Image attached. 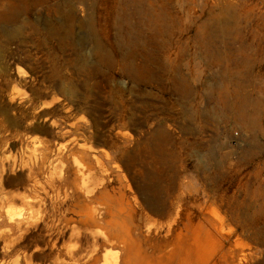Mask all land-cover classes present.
<instances>
[{
  "label": "rangeland",
  "instance_id": "rangeland-1",
  "mask_svg": "<svg viewBox=\"0 0 264 264\" xmlns=\"http://www.w3.org/2000/svg\"><path fill=\"white\" fill-rule=\"evenodd\" d=\"M214 3L0 0V264H264V0Z\"/></svg>",
  "mask_w": 264,
  "mask_h": 264
},
{
  "label": "bare ground",
  "instance_id": "bare-ground-1",
  "mask_svg": "<svg viewBox=\"0 0 264 264\" xmlns=\"http://www.w3.org/2000/svg\"><path fill=\"white\" fill-rule=\"evenodd\" d=\"M228 1L229 0H215L214 5L209 9V17L206 20V24L204 25L202 38H205L206 40L211 41L216 36L217 32H220V35L227 32V27H226L227 20L226 19L227 17L228 18L230 17V11L232 9V6L228 3ZM223 4H226V5L223 8H221ZM213 7L221 8L218 15L216 14L214 15L213 13H211L213 12ZM150 16L151 17L147 18V21H148V24L150 25L149 27H153L155 34L163 35L168 32L170 27L173 26V24L168 25L169 23H164L165 20L162 15H156V16L150 15ZM220 35L218 34V36ZM196 36H200V35L196 33Z\"/></svg>",
  "mask_w": 264,
  "mask_h": 264
}]
</instances>
